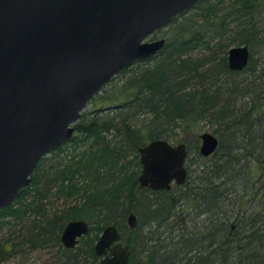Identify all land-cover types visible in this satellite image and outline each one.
Segmentation results:
<instances>
[{"label": "trees", "instance_id": "1", "mask_svg": "<svg viewBox=\"0 0 264 264\" xmlns=\"http://www.w3.org/2000/svg\"><path fill=\"white\" fill-rule=\"evenodd\" d=\"M161 34L157 54L91 98L100 104L81 112L66 141L75 150L47 169L43 155L22 193L0 209L20 224L0 244V259L37 243L61 247L65 222L85 219L92 239L109 222L129 236L131 264H264V0H199ZM236 44L249 48L242 70L227 64ZM206 128L217 148L203 156L198 143L186 145L183 184L139 186V146L194 141ZM61 197L75 202L51 212ZM129 211L134 229L125 224Z\"/></svg>", "mask_w": 264, "mask_h": 264}, {"label": "water", "instance_id": "2", "mask_svg": "<svg viewBox=\"0 0 264 264\" xmlns=\"http://www.w3.org/2000/svg\"><path fill=\"white\" fill-rule=\"evenodd\" d=\"M199 0H0V209L18 197L40 158L74 135L91 98L136 61L157 54L165 37H150ZM227 64L242 70L247 44L227 49ZM199 152L210 155L218 138L204 130ZM138 184L170 189L187 178L185 142L154 138L139 146ZM128 225L136 226L134 212ZM87 223L69 221L61 238L73 245ZM120 238L114 225L95 245L103 252ZM116 243L100 264H128Z\"/></svg>", "mask_w": 264, "mask_h": 264}, {"label": "flooded vegetation", "instance_id": "3", "mask_svg": "<svg viewBox=\"0 0 264 264\" xmlns=\"http://www.w3.org/2000/svg\"><path fill=\"white\" fill-rule=\"evenodd\" d=\"M171 143L175 144V142H171ZM186 156H187V154H186ZM187 175H188V171H187ZM173 183L174 182H172L170 189L178 186V185L173 184ZM179 185H181V184H179ZM166 190H169V189H166ZM129 212H131V211H129ZM71 220H75V219H70V220L66 221L61 232H60L59 239H60V245L62 248L60 246L53 245L49 241L46 242L45 244L37 243L34 246V264H62V263L63 264H71L70 262H73L75 264H100L101 259L110 254V248L113 247L116 243H121L122 245L128 246V249H129L128 264H131V262H132V260H131V248H130L129 243L126 242V240L129 239V236L123 235L121 233L119 227L115 223L109 222V223L105 224L104 226H102L100 228V230L98 231V235L96 237H94V239H92L91 233L94 230L92 228V224L88 220L80 219V220H83L87 223V230L85 233H82L81 235L76 237V242L73 245L68 246L63 242L61 235H62L64 227ZM125 224L129 229H134L137 226V223H136V226L131 228L128 225L127 217L125 219ZM108 225H114L115 226L117 232L120 235V238L112 241L107 247H105L103 249L104 250L103 252L97 253L95 250V245H96L97 241L99 240V237H100L102 231ZM90 249L92 252L89 251Z\"/></svg>", "mask_w": 264, "mask_h": 264}, {"label": "rangeland", "instance_id": "4", "mask_svg": "<svg viewBox=\"0 0 264 264\" xmlns=\"http://www.w3.org/2000/svg\"><path fill=\"white\" fill-rule=\"evenodd\" d=\"M164 28H166V26H164L163 28H160L161 30L159 29L156 32H154V34H152V36L150 38L153 39V38L164 37L163 34H161L162 29H164ZM139 62L141 64H143L145 62V60H141ZM115 77H116V75L113 77V79H111V81L113 83H117V85H120L122 77H116L117 79L114 81ZM111 81L108 82L98 93L103 92L104 88L108 87L109 84L111 83ZM109 91L110 90L105 91L103 95L109 94ZM99 104H100V102L97 103L96 101L90 100L88 102V104L86 105V107L82 111L92 110L94 107H96ZM205 130L212 131L211 129H208V128H206ZM74 134H75V131H74ZM185 137L188 138V135H186ZM185 143L187 146L193 145V143L199 144L200 139L198 138L194 141L189 139V140L185 141ZM58 147H61V149L63 148V150H60ZM58 147H57V149H59V152H52L51 153V151H50L49 153L44 155L50 159L47 162H43L44 168L47 169V167L49 166V164H47V163L57 162L59 160H62L64 155L68 156L69 154H71L75 150L73 145L70 144V142H65ZM76 150H79V147H76ZM196 158H197L196 153L192 150L190 152V154L188 155L187 164L190 162L189 169L190 168L193 169V173L196 172L195 167L198 166V159H196ZM51 200H53V199H51ZM74 202L75 201L73 198L65 199L64 197H61V198L55 199L53 202L49 203L48 206H49V210H51V212H52L54 210H61L63 207H66V206H68ZM19 228H20V224L17 223L15 225V222L11 219L9 220V218L7 216L0 217V244L5 243V239L7 238V236L9 235V233L12 230L13 231L16 230L14 232V235H17L19 232ZM8 244H9V242H8ZM136 248H139V246L137 245ZM23 250L22 249L20 250L18 248V250H17V252H15V254L8 256L6 258L0 259V264H34V249H28L27 246H25Z\"/></svg>", "mask_w": 264, "mask_h": 264}]
</instances>
